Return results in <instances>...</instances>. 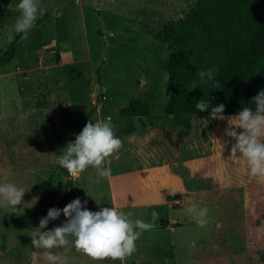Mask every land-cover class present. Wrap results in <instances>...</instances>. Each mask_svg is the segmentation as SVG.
Returning <instances> with one entry per match:
<instances>
[{
	"label": "rangeland",
	"instance_id": "1",
	"mask_svg": "<svg viewBox=\"0 0 264 264\" xmlns=\"http://www.w3.org/2000/svg\"><path fill=\"white\" fill-rule=\"evenodd\" d=\"M19 2L10 0L12 7L0 15V57L19 38L12 61L0 66V183L7 177L25 195L16 208L0 207V264H31V252L43 251L31 242L41 218L76 198L96 212L117 205L135 225L153 226L136 225L140 238L124 264H264V177L251 176L245 161L231 160L236 141L225 135L227 119L163 111L168 49L155 35L183 17L189 3L38 0L34 27L9 42ZM135 99L149 104V115L120 116ZM109 116L123 146L106 160L111 175L99 183L92 167L75 180L60 171L38 137L42 122H53L70 140L90 120ZM192 205L208 209L205 227L187 211ZM162 220L176 227H162ZM71 245L69 238L52 251L64 262ZM197 248L212 250L193 257ZM84 259L120 264L110 257ZM37 264L49 262L39 257Z\"/></svg>",
	"mask_w": 264,
	"mask_h": 264
},
{
	"label": "trees",
	"instance_id": "2",
	"mask_svg": "<svg viewBox=\"0 0 264 264\" xmlns=\"http://www.w3.org/2000/svg\"><path fill=\"white\" fill-rule=\"evenodd\" d=\"M183 17L166 23L156 39L167 46L166 115H210L195 104L225 105L224 115H236L264 90V0H185ZM10 0H0V15ZM19 44L17 38L0 57V66L10 63ZM217 70L215 79L201 83L197 73ZM99 85V76H97ZM197 84L192 87V82ZM219 82L220 87L215 86ZM150 106L141 99L131 100L119 111L123 117H146ZM39 140L57 157L75 137L67 140L53 122H42ZM57 167L65 174L66 169ZM168 221L162 220L166 227Z\"/></svg>",
	"mask_w": 264,
	"mask_h": 264
},
{
	"label": "clouds",
	"instance_id": "3",
	"mask_svg": "<svg viewBox=\"0 0 264 264\" xmlns=\"http://www.w3.org/2000/svg\"><path fill=\"white\" fill-rule=\"evenodd\" d=\"M8 7L11 8V4ZM15 8L20 15L7 32L9 42L14 39V33L26 35L34 27L40 5L38 0H20ZM216 71L218 69L201 70L197 75L203 83L206 79L214 80ZM215 86L220 87L218 81ZM192 87H197L195 81L192 82ZM251 103L254 104V108L243 107L236 115L230 117L224 116V104L213 106L208 100L201 99L195 107L199 112L210 109L212 119H227L228 127L225 129V135L236 141L231 146V160L245 161L251 176L264 177V90L260 91ZM237 129L243 131L238 132ZM122 146L123 141L115 135L110 116L94 123L90 120L75 137V141H70L61 150L62 154L57 157L56 162L61 168L67 170L73 180L92 167L97 175L94 182L99 183L101 179L111 175V169L104 167L106 160L117 153ZM172 194L174 195L175 192ZM24 195L25 190L7 182V177L0 183V207L16 208L22 203ZM174 203H180V201H174ZM86 204L87 201L82 203L79 198H76L62 210L49 209L47 216L41 218L39 228L31 236L34 248L43 250L31 252V264H37L38 256H42L49 264H63L62 256L52 250L67 245L70 237L74 238V247L77 252L97 260L109 257L113 260H123L135 251L140 233L135 230L136 225L128 216L118 211L116 207H103L100 211L92 212L85 207ZM187 211L192 214L200 227L206 226L207 208L198 209L196 205H192ZM61 214L67 218L66 222L53 230L42 231L49 221L58 219ZM152 218L155 221L158 219V214L153 212Z\"/></svg>",
	"mask_w": 264,
	"mask_h": 264
},
{
	"label": "crops",
	"instance_id": "4",
	"mask_svg": "<svg viewBox=\"0 0 264 264\" xmlns=\"http://www.w3.org/2000/svg\"><path fill=\"white\" fill-rule=\"evenodd\" d=\"M172 192H174V191H172ZM172 192H168V193H172ZM163 194L165 195L166 193H164L163 192ZM175 194H176V192H175ZM166 198V197H165ZM114 207H117V205H115ZM62 210V209H61ZM89 210V209H88ZM90 211H92V210H90ZM92 212H96V211H92ZM64 220H67V218L63 215V214H61V216L58 218V219H56V220H53V222H52V224H51V227L50 228H53L54 226H56V224L57 223H59V222H62V221H64ZM166 221V220H165ZM50 228H46V229H44L43 230V232H46L48 229H50ZM164 230H167V229H164ZM173 230V229H172ZM70 239H71V242H72V245L74 246V238H72V237H70ZM71 245V246H72ZM210 250H212V249H206V248H204V249H198L197 248V250L193 253V257L194 256H196L198 253H200V252H202V251H210ZM84 253H82V252H77L76 251V249H75V247H74V252H73V254H71V256H68L67 258H65L64 259V262H63V264H94L95 262L93 261V262H91V261H89V260H85L84 259ZM40 257V259H44L42 256H38V258ZM83 257V258H82ZM125 259V258H124ZM120 260V264H124L125 263V260ZM183 262H178V263H176V264H182Z\"/></svg>",
	"mask_w": 264,
	"mask_h": 264
},
{
	"label": "water",
	"instance_id": "5",
	"mask_svg": "<svg viewBox=\"0 0 264 264\" xmlns=\"http://www.w3.org/2000/svg\"><path fill=\"white\" fill-rule=\"evenodd\" d=\"M51 14H54V13H51ZM25 37V34L23 33V35L20 37V41ZM136 225L138 227H141V228H152L153 226L152 225H149V224H146L142 221H137L136 222ZM170 227H176V224H169Z\"/></svg>",
	"mask_w": 264,
	"mask_h": 264
}]
</instances>
